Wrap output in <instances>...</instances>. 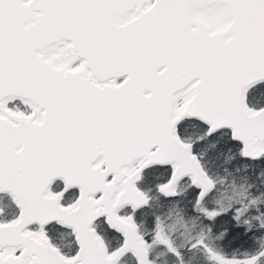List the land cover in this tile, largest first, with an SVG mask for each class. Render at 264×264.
<instances>
[{
    "label": "snow or ice",
    "instance_id": "snow-or-ice-1",
    "mask_svg": "<svg viewBox=\"0 0 264 264\" xmlns=\"http://www.w3.org/2000/svg\"><path fill=\"white\" fill-rule=\"evenodd\" d=\"M0 264H264V0H0Z\"/></svg>",
    "mask_w": 264,
    "mask_h": 264
}]
</instances>
